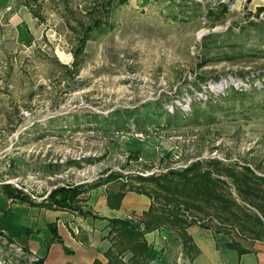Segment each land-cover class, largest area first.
Returning a JSON list of instances; mask_svg holds the SVG:
<instances>
[{
    "label": "rangeland",
    "instance_id": "rangeland-1",
    "mask_svg": "<svg viewBox=\"0 0 264 264\" xmlns=\"http://www.w3.org/2000/svg\"><path fill=\"white\" fill-rule=\"evenodd\" d=\"M109 1L44 0L34 9L42 38L0 47V186L39 203L112 173L127 181L206 161L264 178V0ZM176 111L182 120L168 122ZM235 229L209 230L195 264H234L217 247L245 244ZM147 239L150 264H188L172 235ZM43 254L0 231V264H39Z\"/></svg>",
    "mask_w": 264,
    "mask_h": 264
},
{
    "label": "trees",
    "instance_id": "trees-1",
    "mask_svg": "<svg viewBox=\"0 0 264 264\" xmlns=\"http://www.w3.org/2000/svg\"><path fill=\"white\" fill-rule=\"evenodd\" d=\"M109 2L108 0L107 3ZM125 2L126 0H119L120 4ZM107 11L108 5L105 7V13ZM103 23V19L97 20L94 27ZM91 30L92 26L88 27L87 33ZM87 33L82 36L83 45L88 39ZM181 116L176 111L175 115L169 116L167 121L175 120L174 123H177L182 120ZM103 120L108 122L107 118ZM124 123L125 121L121 122L118 118L114 126L119 131L124 129L122 126ZM211 168L216 170V175H213ZM234 170L236 169L219 161H206L193 163L181 171L168 170L146 177L127 175L125 177L127 181H124L123 175L112 173L107 176L106 180H101L102 184L109 180L114 182L121 180L118 190L108 193L110 206L118 207L124 193L128 191L146 195L151 200V205L139 218L134 219L135 221L117 218L108 220L109 232L106 238L110 242V247L104 253L106 262L96 259L93 264H150L152 248L146 236L159 230L164 231L167 236H173L174 241L180 244L188 264H192L199 250L187 229L194 225L205 230H213L214 234L223 235H228V231L235 227L237 231L238 227L242 232L238 233L239 240H243L245 244L233 239L225 243L223 247L236 251L238 255L253 252V243L264 238V178L247 169H242L241 172ZM223 178L232 180L236 194L240 196L239 203L227 197L222 189L226 186ZM131 181L138 187L128 183ZM101 183L92 187L79 185L60 188L52 192L49 199L39 203H35L36 201L31 200L29 196L9 185L0 186V194L31 207L72 211L83 217H90L91 213L81 210L79 196L98 187ZM198 216L207 220L201 222ZM48 228L52 232V238L47 242V246L53 241H60L54 224L48 225Z\"/></svg>",
    "mask_w": 264,
    "mask_h": 264
},
{
    "label": "crops",
    "instance_id": "crops-1",
    "mask_svg": "<svg viewBox=\"0 0 264 264\" xmlns=\"http://www.w3.org/2000/svg\"><path fill=\"white\" fill-rule=\"evenodd\" d=\"M42 1L0 0V47L6 44L17 47L30 45L42 38L44 19L34 11ZM109 190L104 185L79 197L85 201V209L92 214L84 219L62 211L31 207L0 195V231L15 245L28 249L32 256H38L44 251L41 264H93L96 259L105 263L104 253L110 247L106 238L109 232L108 220L117 218L135 221L151 205L146 195L128 191L124 193L119 206L112 207L108 203V193L113 191ZM111 204H114L112 197ZM1 211L5 214H1ZM9 216L11 220H4ZM50 224H54L60 241H53L47 246L52 238L48 228ZM187 232L199 246L212 238L209 230L195 225L190 226ZM252 249L253 252L243 255L225 248L217 251L218 256L224 253L234 260V264H264V238L261 242H255Z\"/></svg>",
    "mask_w": 264,
    "mask_h": 264
}]
</instances>
